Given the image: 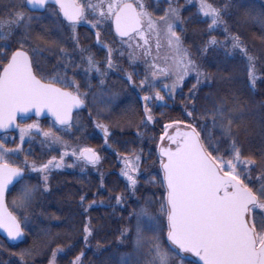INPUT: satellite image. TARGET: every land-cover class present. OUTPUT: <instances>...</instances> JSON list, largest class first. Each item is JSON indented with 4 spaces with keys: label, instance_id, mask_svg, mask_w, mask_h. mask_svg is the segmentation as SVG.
I'll list each match as a JSON object with an SVG mask.
<instances>
[{
    "label": "snow or ice",
    "instance_id": "6c2138e0",
    "mask_svg": "<svg viewBox=\"0 0 264 264\" xmlns=\"http://www.w3.org/2000/svg\"><path fill=\"white\" fill-rule=\"evenodd\" d=\"M164 2L167 7L157 11L158 0L156 4L152 0H0V230L8 240L25 237L28 214L41 189L50 190L53 171L73 168L77 163L82 168H95L100 163L95 148L72 146L58 133H71L74 128L81 131L83 126L76 117L90 95L82 88L85 84L91 88L97 78L103 86L110 72L123 71L116 56L127 55L130 66L143 60L146 67L138 82L135 71L124 73L127 83L139 89L138 99L143 102L139 122L131 116L127 120L128 125L137 127V137L142 136L141 127L159 123L153 113L154 102H164L166 96L174 100L177 90L182 92L185 80L193 74L195 83L186 97L181 96V118L163 124L156 141L158 161H154L159 172L148 179L160 191L151 193L144 206L132 214L136 221L132 251L121 257L119 264H264V149L259 153L246 151L240 139L249 133L256 113L231 89L209 93L197 106L198 86L208 81L210 74L201 70L184 47L178 29L184 23V7L179 0ZM185 4L195 7V15L202 16L208 26V39L201 51L223 48L226 56L239 57L233 72L242 70L251 89L256 88L258 79L264 83L260 76L264 60L250 52L238 34L230 32L222 8L211 0H185ZM36 12L42 15H33ZM245 15L264 26V11L258 16L246 11ZM44 20L50 23L44 24ZM34 24H40L41 29L38 31ZM81 24L90 25L96 45L106 50L103 61L81 45L77 35ZM106 26L109 31L114 29L118 41L109 44L101 39ZM65 30L71 32V50L53 38L54 33ZM217 31L224 33L223 41L214 35ZM260 38L264 42V35ZM117 43L119 47L114 46ZM44 53L57 61L50 69ZM232 78L229 73L226 79ZM104 95L102 87L91 93L93 105H98ZM260 109L259 125L264 135V104ZM110 110L111 104L105 103L91 121L108 148L112 147V127L124 123L106 122L103 113ZM29 114L37 118L47 114L52 124L45 130L38 120L26 123ZM10 130L19 132V143L12 138L14 147L7 143ZM33 135L43 137L42 145L63 149L59 158L29 161L30 153H24L22 145ZM115 154L123 165L120 175L134 195L141 178L143 152L133 148L126 154ZM69 156L74 163L66 162ZM29 171L39 174L38 183L30 182L26 176ZM8 195H12L11 210ZM126 198L117 195L115 202L122 204ZM87 201V194H81L80 207L85 212L96 203L93 197L85 207ZM128 231L124 229L121 237ZM83 233L87 243L93 234L90 221ZM39 250L34 245L12 255L18 257L16 264H29ZM61 251L59 246L53 249L48 264H57ZM83 256L81 252L72 264H83Z\"/></svg>",
    "mask_w": 264,
    "mask_h": 264
},
{
    "label": "trees",
    "instance_id": "16d2710c",
    "mask_svg": "<svg viewBox=\"0 0 264 264\" xmlns=\"http://www.w3.org/2000/svg\"><path fill=\"white\" fill-rule=\"evenodd\" d=\"M213 4L224 10L230 32L238 34L248 46L249 51L264 60V42L260 38L264 35V26L257 19H250L245 15L246 11H251L258 16L261 11H264V0H214ZM183 7L181 15L184 23L180 34L184 47L192 54V58L197 61L201 70L210 74V79L198 86L197 106L204 103L209 93L231 89L240 94L256 113L255 119L250 122L249 133L246 136L241 135L240 139L246 151L259 153L261 149H264V135H261L259 125L260 105L264 104V83L258 79L256 88L251 89L242 70L233 72L239 57L226 56L223 48H209L206 52H202L204 42L208 39V26L203 22L202 16L195 15L197 12L195 7L191 4H184ZM214 35L223 41L222 31H217ZM113 40L114 38L110 41L113 42ZM116 60L118 67L123 71H119V74L115 71L110 72L102 86V88L116 90L121 99L117 107L107 114L106 122H124L121 127L113 126L111 129L114 133L109 141L112 147L107 148L99 135L96 136L98 132L95 128L93 129L94 124L91 122L95 118L94 113L88 107L87 112L80 114L79 121L83 126L81 131L77 132L74 128L71 133L62 136L64 139L73 138L74 140L78 137L82 140L83 146L97 149L101 156L100 163L95 168L91 166L82 168L77 163L72 169L64 168L57 173H52L49 179L50 190L48 193L41 190V193L37 194L33 208L28 214L24 240L19 244H12L0 236L3 242L0 246V264H16L18 257L13 256L12 253H19L34 245L40 249L39 254L29 264H48L51 251L58 246L62 251L57 256V264H72L81 252L84 253L83 264H119L121 257L132 251L136 223L135 216L132 214L144 206L145 200L151 198V193L160 191L148 183V179L159 172L158 162L154 163L158 161L156 141L164 123L169 122L170 119L181 118L184 106L181 96L186 97L189 94V89L195 83V76L193 74L185 80L182 92L178 89L174 100L166 96L164 102L153 103V113L159 123L149 124L147 129L141 127L139 131L142 136L137 137V127L128 125L127 120L131 116L136 123L139 122L142 115V103L138 99L140 91L138 88L133 89L127 83L124 73L135 71L138 75L134 79L138 82L145 68L142 66V60L132 66L129 65L125 56H118ZM240 67L242 68V65ZM229 73L233 76L231 81L226 79ZM260 76L264 79V73ZM92 81L91 88H88L87 84L82 88V91H89L90 97L91 93L100 87L98 78ZM162 95L165 93L162 92ZM89 112L92 113L91 117ZM133 112L137 114L132 115ZM39 123L46 130L52 124L49 121ZM133 148L143 152L140 171L144 172L134 195L120 175L122 165L115 154L117 151L126 154ZM150 151L151 156H149ZM101 176L104 180V191L100 188ZM33 177L35 183H38V174ZM85 193L88 197L85 207L93 197L96 203L103 202L104 206H96L95 203L85 212L84 208L80 207V195ZM120 194L127 198L118 205L115 197ZM89 221L93 234L90 242L86 244L83 228ZM126 228L129 230L127 235L121 237V232Z\"/></svg>",
    "mask_w": 264,
    "mask_h": 264
},
{
    "label": "rangeland",
    "instance_id": "374dc122",
    "mask_svg": "<svg viewBox=\"0 0 264 264\" xmlns=\"http://www.w3.org/2000/svg\"><path fill=\"white\" fill-rule=\"evenodd\" d=\"M159 2V7L157 8V11H159L160 9L166 8L167 4L164 2V0H158ZM181 6H183L185 4V0H179ZM211 2L213 3L214 0H211ZM153 4L157 3V0H152ZM151 10V9H150ZM33 15L35 16H41V13H33ZM47 13H43V16H47ZM200 17V16H198ZM183 18V16H182ZM44 24H49L50 21L49 20H44L43 21ZM34 27L39 31L41 29V25L40 24H34ZM178 29L181 30V32L183 31V24L178 25ZM77 35L80 38V42L81 45L84 47H88L91 49L92 53L97 57L98 60L103 61L104 56L106 54V50H101L95 43V35H94V30L91 29L90 25L87 24H81L78 28H77ZM71 36V32L70 30H65L62 33H54L53 34V38L54 39H59L61 40L62 46L68 48L69 50H71L72 47V41L70 39ZM85 37H87V39H85ZM112 38H114L115 40H118L119 38L115 37V34L113 32V30L109 31L107 26L105 27V30L102 32L101 35V39L109 44H112V42L110 41ZM115 47H119V44L117 43L116 45H114ZM45 56L48 57V66H51L56 64L57 61L56 59L52 56L49 55L48 53H44ZM115 55V54H114ZM118 56H116L117 58ZM125 57L127 58V55H125ZM143 62V60H142ZM145 71H146V67L143 63ZM142 69V67H141ZM116 74H119V70L115 71ZM144 74V73H143ZM110 75V74H109ZM108 75V76H109ZM124 79H126V77H124ZM93 82V81H92ZM99 84V83H98ZM102 87V86H100ZM99 88V87H98ZM105 91V95L103 97L100 98L99 100V104L98 105H93L92 103V96L89 98H87L86 100V109L83 112H87V108H90V111H92L94 113V117L96 116V112L99 110V108H102L103 105L105 103H110L111 104V110L109 112H111L115 107H117V104L119 103L120 99V95H115L113 100H109L108 97L112 94H117L116 90L114 89H110V88H103ZM97 90V89H96ZM95 90V91H96ZM141 103L143 104V102L141 101ZM109 112H104L103 115L105 117H107V114ZM81 114V112H80ZM79 114L78 117H76L77 119H80L81 115ZM26 123H32V122H26ZM151 125V124H150ZM58 127V126H57ZM43 129L46 130V128L42 127ZM48 128V127H47ZM95 128V126L93 127V129ZM96 129V128H95ZM55 130V129H54ZM98 133H96V136L99 135L102 143L104 144V140H103V134L99 131V129H96ZM95 132V131H93ZM60 135H65L66 133H58ZM161 134V132H160ZM94 136V137H96ZM15 137V141L16 143H19V132L18 130L15 133L9 134L8 135V141L7 143L9 144V146L14 147L15 144L12 141V138ZM76 140H74L73 138H66L65 140L72 146H76V145H82V140L78 139V137H75ZM82 138V137H81ZM159 139V137H158ZM43 140V137L41 135H33V137L29 140L28 138H26L25 143L22 145V148L24 150V153H30L29 155V161L35 159L37 162H43L46 161L47 159H51L52 156H56L57 158H59V153L63 150L61 149L59 146H53L52 148H49L46 145H42L41 141ZM105 145V144H104ZM106 146V145H105ZM47 147V148H46ZM107 147V146H106ZM108 148V147H107ZM97 150V149H96ZM98 152V150H97ZM34 154V155H33ZM158 155V153H157ZM24 158L23 155L20 156V160L22 161ZM65 160L67 163H74V158L69 156V157H65ZM122 165V164H121ZM123 167V165H122ZM67 168V167H65ZM64 169V168H63ZM72 169V168H71ZM61 170V169H60ZM60 170H55L52 173H57ZM141 172V171H140ZM52 173L50 175V177H52ZM38 173H32V172H27L26 176L29 178L30 182L33 184H36L34 181V175H36ZM144 172H141V177L143 176ZM39 175V174H38ZM122 177V176H121ZM122 179L125 181V183L127 184V180L122 177ZM42 190V189H41ZM101 191H104V188H101ZM43 192V191H42ZM48 193V192H45ZM11 199H12V195H8L6 196V202L9 204V210H11ZM96 206H104L103 202H97L95 204ZM88 224V223H87ZM1 236V234H0ZM92 236V235H91ZM91 236L88 238V242L86 244H88L91 240ZM134 237H135V232H134ZM24 240V238H23ZM22 240V241H23ZM21 241V242H22ZM20 242V243H21ZM134 242V241H133ZM3 245V242L0 240V246ZM133 245V244H132ZM1 251H5V250H1ZM189 259L193 260L191 257H188Z\"/></svg>",
    "mask_w": 264,
    "mask_h": 264
},
{
    "label": "water",
    "instance_id": "95a60500",
    "mask_svg": "<svg viewBox=\"0 0 264 264\" xmlns=\"http://www.w3.org/2000/svg\"><path fill=\"white\" fill-rule=\"evenodd\" d=\"M113 32H114V29H113ZM114 34H115V32H114ZM85 109H86V106L83 108V109H80V110H78L79 111V113L80 112H82V111H85ZM30 115V118H27L26 120H28V119H36V120H39V121H43V120H51L52 121V118L51 117H49V116H47V114H45V115H43V116H41V117H35L34 115H32V114H29ZM74 116H75V113H74ZM17 130H10L7 134H10V133H15ZM0 135H3V134H0ZM0 234L2 235V236H4L6 239H8L7 238V235H6V233H4L3 232V230H0ZM10 241V240H9ZM11 242H13V243H19V242H21V240H18V241H11ZM194 260L196 259L195 257H192Z\"/></svg>",
    "mask_w": 264,
    "mask_h": 264
},
{
    "label": "flooded vegetation",
    "instance_id": "af4514ba",
    "mask_svg": "<svg viewBox=\"0 0 264 264\" xmlns=\"http://www.w3.org/2000/svg\"><path fill=\"white\" fill-rule=\"evenodd\" d=\"M37 13H40V12H37ZM49 67V69L51 68V66H48ZM35 121L36 119H28V120H25L26 122H29V121ZM39 121V120H38ZM39 122H46V121H39Z\"/></svg>",
    "mask_w": 264,
    "mask_h": 264
}]
</instances>
